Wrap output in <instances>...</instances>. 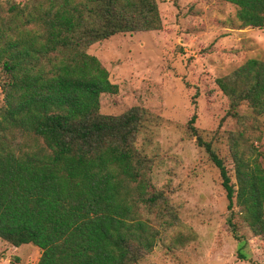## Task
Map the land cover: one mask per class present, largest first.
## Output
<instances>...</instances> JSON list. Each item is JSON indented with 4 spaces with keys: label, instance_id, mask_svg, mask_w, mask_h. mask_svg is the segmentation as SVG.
Instances as JSON below:
<instances>
[{
    "label": "trees",
    "instance_id": "trees-1",
    "mask_svg": "<svg viewBox=\"0 0 264 264\" xmlns=\"http://www.w3.org/2000/svg\"><path fill=\"white\" fill-rule=\"evenodd\" d=\"M227 1L242 26L264 27V0ZM161 27L157 0L0 3V238L38 246L37 264H136L160 238L147 216L159 205L163 216L166 199L151 189L150 160L136 147L147 111L101 112V94L119 87L88 49ZM216 83L238 121L229 137L236 184L196 113L189 126L219 169L228 208L237 205L262 235L263 153L246 130L264 114V60L250 58ZM244 104L253 115L239 112Z\"/></svg>",
    "mask_w": 264,
    "mask_h": 264
},
{
    "label": "rangeland",
    "instance_id": "rangeland-1",
    "mask_svg": "<svg viewBox=\"0 0 264 264\" xmlns=\"http://www.w3.org/2000/svg\"><path fill=\"white\" fill-rule=\"evenodd\" d=\"M157 3L160 29L120 33L88 49L119 87L116 94H101V112L121 114L134 106L147 111L136 147L150 160L151 189L165 196L167 206L163 216L160 205L148 213L161 234L136 264H264V234L251 231L237 205L233 213L228 208L219 169L189 126L196 113L198 132L211 141L236 184L229 137L238 121L229 116V100L216 79L250 58L264 60V27L242 26L238 7L227 0ZM239 112L253 115L246 104ZM256 119L246 136L264 163V114ZM41 253L32 243L14 246L0 238V264H37Z\"/></svg>",
    "mask_w": 264,
    "mask_h": 264
}]
</instances>
